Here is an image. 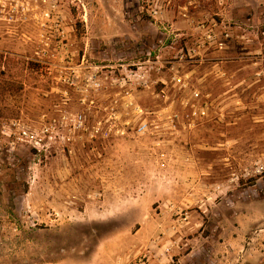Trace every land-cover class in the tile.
Returning <instances> with one entry per match:
<instances>
[{"label":"rangeland","instance_id":"obj_1","mask_svg":"<svg viewBox=\"0 0 264 264\" xmlns=\"http://www.w3.org/2000/svg\"><path fill=\"white\" fill-rule=\"evenodd\" d=\"M1 1L0 264H264V0Z\"/></svg>","mask_w":264,"mask_h":264},{"label":"built area","instance_id":"obj_2","mask_svg":"<svg viewBox=\"0 0 264 264\" xmlns=\"http://www.w3.org/2000/svg\"><path fill=\"white\" fill-rule=\"evenodd\" d=\"M3 9H4V4L2 3V1L0 0V13H3ZM195 96L197 97L198 95L195 94ZM201 114L204 115L205 112L204 110L201 111ZM145 129V124H142L140 127H139V131H143ZM49 132V129L48 128H44V130L42 131V133H48ZM23 135H25L27 137V139L29 140V143L30 144H34L33 147L35 149L36 146H39L40 143H41V139L39 137V135L37 133H27V132H22ZM181 214V213H180Z\"/></svg>","mask_w":264,"mask_h":264}]
</instances>
